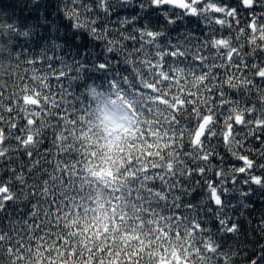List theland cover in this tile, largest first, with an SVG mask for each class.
<instances>
[{"label":"snow or ice","instance_id":"6c2138e0","mask_svg":"<svg viewBox=\"0 0 264 264\" xmlns=\"http://www.w3.org/2000/svg\"><path fill=\"white\" fill-rule=\"evenodd\" d=\"M61 2L63 17L70 21L68 27L75 29L73 39L86 32L93 39L103 41L107 53L116 54L106 56L102 62H94L90 69L103 73L106 79L111 74V79H107L109 88L116 89L117 93L136 89L149 96H161L174 105L165 110V116L159 117L162 123L155 125L160 130L157 139L165 140L168 147L162 151L161 157L149 158L153 160V166L143 172H136L129 181L133 185L127 189L129 202L143 205L153 214H156V209L167 212L177 226L185 225L183 234L186 235L189 228L192 230L193 235L189 239H195L196 245L216 264H234L233 255H242L241 247L224 250L219 238L224 235L238 240L241 220L229 215L226 208L231 207L235 211L239 207L244 210L248 207L245 198L251 187L264 189V0H144L139 5L140 9L150 8V14H157V19L162 18L167 25H175L178 20L185 18H196L207 28V32L202 31L200 35L191 32L180 34L175 41L168 36L166 29L134 28L125 34L121 28L113 32L108 25L117 4L110 0ZM119 2L130 5L131 0ZM15 6L39 9V0H16ZM5 15L0 10V36L7 33L15 42L17 37L32 35L33 29L22 31L17 23L8 22ZM131 22L124 20L121 25ZM36 25H42L46 31L57 34L52 41L53 50L63 47L56 43L60 38L61 25L50 21L45 14L37 15ZM225 28L234 30L235 35H219ZM65 41L68 42L66 34ZM125 41L132 43L131 50ZM4 43H7V39ZM81 46L76 45L77 48ZM246 46L250 51H245ZM11 48L15 50L14 43ZM40 55L41 61L47 63V72L38 74L33 67V84L20 85L19 91L10 96L8 105H0V111L22 112L26 120V124L19 128L21 134L17 135L15 118L6 119L0 115V121L9 127L7 135L0 128V159H8L10 149L5 146V141L9 137L14 138L31 161L29 173L37 177L46 176L19 193L13 191L11 180L0 181V217L10 218L7 226H3V220L0 219V244L7 240L9 247L15 244L19 248L30 232L42 231V220L51 218L52 223H55L51 213L55 211L56 216H60L66 210L68 202L64 201L65 208H62V197L58 193L60 182L66 184L67 179L63 172L57 176L55 167L51 171L41 169L40 160L34 159L33 149L42 143L40 137L43 129H53L54 140L55 129L60 127L65 117L71 120L75 116L74 109L80 112L88 110L86 106L79 107L87 99L86 92L76 96L61 85L57 99L48 83L49 74L58 82L66 77L70 82L82 79L79 73L87 70L86 61L68 64L61 57L48 56L47 50ZM117 55L122 56L120 62L127 65L122 70L112 63ZM9 58L18 67L22 63L20 53ZM57 60L63 65L61 69L55 67ZM26 62L33 66L38 63L36 59ZM73 71L77 75L69 76ZM189 81L194 82L196 87L190 88ZM145 83L159 91L145 88ZM84 87L88 88V85ZM91 94L97 95L94 87L91 88ZM70 95L71 100L68 99ZM176 97H179L180 102H177ZM3 99L0 96V101ZM50 111L54 115L50 116ZM41 114L45 119L37 125ZM50 119L57 123L49 124ZM221 145L239 164L228 169L217 166L216 179L205 180V190L200 199L196 203L192 200L184 202V197H191L195 192L186 181L193 174L203 177L212 170L208 166L213 157L219 156ZM53 147H56L54 143ZM62 155H70V152ZM8 170L14 174L17 183L25 184L22 172L17 173L11 167ZM229 180L231 188L226 186ZM238 184L246 188H238ZM233 192L240 197L237 205H230L225 200ZM21 199L31 201V207L20 213L19 218L14 215L19 209L6 212L9 205H15ZM43 204L47 205V212ZM213 220L215 231L209 227ZM255 231L264 238V217ZM12 233L19 239L14 241ZM256 247L259 250L243 264H264V244L258 243Z\"/></svg>","mask_w":264,"mask_h":264},{"label":"trees","instance_id":"16d2710c","mask_svg":"<svg viewBox=\"0 0 264 264\" xmlns=\"http://www.w3.org/2000/svg\"><path fill=\"white\" fill-rule=\"evenodd\" d=\"M110 2L117 4L111 14V23L108 25L113 32L121 28L125 34L132 32L134 28L166 29L168 36L173 41L180 34L186 32L196 35H200L202 31L207 32L205 24L196 18L178 20L175 25L165 24L162 18L157 19V14H150V8L140 9L139 5L144 0H131L130 5L121 3L119 0H110ZM15 5L16 0H0V10L6 14L5 19L8 22L17 23L22 31L33 29V33L27 38L17 37L15 42L7 33L0 36V96L4 97L0 101V105L7 106L10 96L19 91L20 85L31 86L33 84L31 79L33 67L36 68L38 74L43 75L47 72V63L41 61L40 55L42 51L47 50L48 56L61 57L68 64L74 65L75 61H86L85 69L87 70L79 73L82 79L70 82L66 77L58 82L54 76L49 74L48 83L50 90L57 95V99H59L61 85L70 94L76 96L86 92L87 99L79 107L86 106L88 110L80 112L74 109L75 116L71 120L65 117L60 127L55 129L54 140L53 129H43L40 137L42 143L33 149L34 159L40 160L39 167L41 169L47 168L51 171L55 167L57 169L56 175L59 176L63 172L67 179L68 183L66 184L63 181L60 182L58 193L62 197V208H65L63 202H68L66 210H63L60 216H56L55 211L51 213V217H55V223H52L51 218L42 220L41 222L44 224L42 231L33 230L30 232L19 248H16L15 244L9 247L7 240L0 244V264H216L209 255L203 253V250L196 245L195 239H189L193 235L190 228L187 229L185 235L183 234L185 225L177 226L176 221L171 220L167 212L156 209V214H153L149 212L147 207L137 206L134 202L130 203L127 198V189L133 187L129 181L133 179L136 172H143L153 166V160L149 158L161 157L162 151L168 147L165 140L157 139L160 130L155 128V125L162 123L159 117L165 116V110L174 107V105L171 104L170 100H165L161 96H149L136 89L119 91L121 99L128 97L131 100L128 103L132 113L130 119L136 127L124 129V135L127 136L129 132L131 133L130 140L132 142L127 145L128 153H124L123 148L120 150L125 159L120 160L122 178L119 180V187L111 189L110 192L111 215L109 216L108 212H105L102 227L94 220L87 226H83V222L88 219L90 212L94 216L98 215L90 207L96 187L91 182L88 172H91V177L104 175L102 171H91L92 158L97 156V152L91 150L95 141L89 134V115L93 105L91 88L94 87L97 94L117 93L116 89L109 88L107 84V79H111V74L106 79L103 73L93 72L90 69L94 62H102L106 56L112 57L116 54L107 53L104 42L93 39L86 32L80 33L73 39L75 29L68 27L70 21L63 17L61 0H39V9L16 7ZM38 14L48 15L50 21H55L56 24L61 25L60 38L56 40V43L62 44V48L55 50L51 48L53 38L57 34L51 30L46 31L42 25H36ZM124 20H131L132 22L121 25ZM216 27L219 28V26ZM65 34L68 42L65 41ZM218 34L227 37L235 35V32L225 28ZM5 39H7L6 44L4 43ZM13 43L14 51L11 48ZM124 43L131 50L132 43L130 41ZM77 44L82 46L77 48ZM245 51H250V49L246 46ZM17 53L21 54L22 63L19 67L9 58L15 57ZM31 59H36L38 63L35 66L28 64L26 60ZM122 60L123 57L117 55L112 63L117 69L122 70L127 67L120 62ZM55 67L61 69L63 65L57 60ZM123 74L127 75V72ZM221 74H223V70H221ZM76 75L77 73L74 71L69 73V76L74 77ZM248 75L251 74L248 73ZM70 83L71 86L69 87ZM86 84L88 88L84 87ZM188 86L195 88L196 84L189 81ZM144 87L152 88L154 92L159 91L148 83H145ZM166 95L174 96L175 93H166ZM71 98L70 95L68 99L71 100ZM176 98L177 102H180L179 97ZM0 115L6 119L14 117L18 126L16 134H21L19 128L26 124L22 112L0 111ZM49 115H54V112L50 111ZM44 119L43 114H41V117L37 119V125ZM48 123L56 124L57 121L50 119ZM0 128H3L7 135L8 125L0 121ZM53 143L56 145L55 148ZM214 143H218V141H214ZM5 146L10 151L7 160L0 159V181L11 180L14 192L19 193L27 186L34 185L46 178L44 175L37 177L29 173L28 168L31 161L14 138L6 139ZM218 150L219 156L213 157L208 166L212 170L207 171L206 176L201 177L193 174L190 180L186 181L188 186L195 189V192L191 197H184V202L192 200L193 203H196L200 199L205 190V180L216 179L217 166L228 169L239 164L222 145L219 146ZM68 152L70 155H62ZM9 167L16 169L17 173H23L25 184L21 185L15 181L14 174L8 170ZM107 176L114 179L111 171L107 173ZM157 186H159V182H157ZM226 186L232 187L230 180ZM237 187L246 188V186L239 184ZM29 190L35 191V189ZM239 199L240 197L235 192L231 196L225 197L230 205H237ZM245 201L248 207L244 210L239 209V207L235 211L231 207L226 208L229 215L241 220L239 239L235 240L231 236L224 235L219 238L220 246L224 250L241 247L242 255H233L234 264H243V261L250 259L259 250L256 247L258 243L264 244V238L255 231L261 218L264 217V189L252 186ZM42 206L47 212V205L43 204ZM30 207L31 201L21 199L15 205H9L6 212L11 213L14 212V209H19L18 212H14V215L19 218L20 213L27 211ZM241 211H243V216H241ZM0 219L3 220V226L9 224L10 218L3 219L0 217ZM209 227L213 231L216 230L214 220L209 224ZM117 233H119V239ZM12 239L16 241L19 237L12 233Z\"/></svg>","mask_w":264,"mask_h":264},{"label":"clouds","instance_id":"9594fccd","mask_svg":"<svg viewBox=\"0 0 264 264\" xmlns=\"http://www.w3.org/2000/svg\"><path fill=\"white\" fill-rule=\"evenodd\" d=\"M92 111L89 115L90 129L89 134L95 143L91 150L97 152V156L92 158L91 171L103 172V176L91 177V172H88L91 182L95 185L96 190L92 196V204L90 207L98 215L94 216L89 213L88 219L83 222V226H87L91 221L103 225L104 214L108 212L111 215L110 207V192L111 189L119 187L120 175V160L125 159L124 153H128L127 145L132 142L130 140L131 133L124 135L125 128L136 127L132 123V116L128 103L130 98H120L119 93H103L92 97ZM120 137V139H117ZM111 171L114 179H110L107 173ZM115 180V183H114ZM104 205V207H101ZM119 239V233H117Z\"/></svg>","mask_w":264,"mask_h":264}]
</instances>
